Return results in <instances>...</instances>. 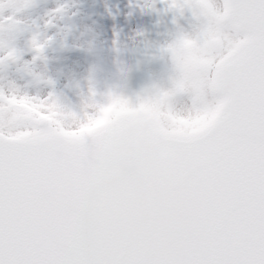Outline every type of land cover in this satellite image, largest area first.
<instances>
[{
	"label": "snow or ice",
	"instance_id": "snow-or-ice-1",
	"mask_svg": "<svg viewBox=\"0 0 264 264\" xmlns=\"http://www.w3.org/2000/svg\"><path fill=\"white\" fill-rule=\"evenodd\" d=\"M32 3L0 0V21L14 32L17 15ZM171 6L193 10L200 25L173 53L176 87L191 92L176 140L200 178L194 231L174 251L129 254L113 264H264V0ZM62 170L52 148L0 136V264H101L75 244L77 203L56 198Z\"/></svg>",
	"mask_w": 264,
	"mask_h": 264
},
{
	"label": "clouds",
	"instance_id": "clouds-1",
	"mask_svg": "<svg viewBox=\"0 0 264 264\" xmlns=\"http://www.w3.org/2000/svg\"><path fill=\"white\" fill-rule=\"evenodd\" d=\"M172 2L173 0H168V10L173 9ZM72 7L74 5L58 3L47 11L41 17V32L54 21L75 16L77 13L71 11ZM138 7L143 9L152 5L141 4ZM7 11L5 6V12ZM190 11L195 18L194 11ZM9 27L6 21H0V64L5 67L17 59L15 38ZM31 27L27 25L22 31ZM55 35L59 36V32ZM52 39V36L45 38L39 33L32 34L24 41V47L29 52H35V60L42 57L45 47ZM63 39L61 36V44ZM177 41L171 47L172 56L177 50ZM189 71L197 69L192 66ZM178 77L166 90L145 88L125 97L109 91L85 92L79 94L75 104L65 102L51 93L29 95L17 85H9L7 81L0 88V96L5 100L14 94L33 102L43 101L51 108L52 120L58 121L65 131H76L99 123V127L79 138L80 145L88 155L102 158L93 177L97 191L88 194L82 206L77 205L75 214V244L85 257L96 259L101 264H113L116 259L129 254L145 255L161 251L154 233L139 229L135 222L138 201L140 207L146 210L150 200L145 176L137 162L148 150L158 153L174 147L175 153H183L176 138L169 134L173 129L172 122L167 119L155 120L149 112L162 97L164 103L172 106L173 115L190 110L191 92L187 85L182 91L177 89ZM180 97L184 99H179ZM113 145H118V151L105 156ZM182 243L179 239L170 241L169 252L179 248Z\"/></svg>",
	"mask_w": 264,
	"mask_h": 264
},
{
	"label": "rangeland",
	"instance_id": "rangeland-1",
	"mask_svg": "<svg viewBox=\"0 0 264 264\" xmlns=\"http://www.w3.org/2000/svg\"><path fill=\"white\" fill-rule=\"evenodd\" d=\"M167 2L168 0H48L43 9L29 15L18 14L16 19L19 23L12 36L15 38L14 42L17 53L20 54V60L6 71L0 69V88L7 81L9 85L15 84L29 95L51 93L65 102L75 104L79 94L85 92L109 91L116 95L117 85L120 84L118 78L123 81L118 96H129L130 94L123 86L128 74L145 72L150 77L151 88L168 89L172 81L179 76L171 49H168L181 37H194L200 25L199 21L194 23L192 18L183 19L176 9L168 10ZM58 3L74 5L71 11L77 13L74 17L79 30L70 40L65 41L72 46L71 55L62 61L53 58L45 60L40 57L33 60L34 55L25 49L24 41L29 35L37 34L35 29L45 38L52 36L53 39L50 42L61 43L60 37L63 36V29L60 21H54L50 30L41 32L43 25L41 17ZM141 4H151L152 7L142 9L138 7ZM129 6L136 7L138 17L128 12ZM158 13L175 14L170 22L172 24L164 26L165 22L156 17ZM9 14L10 10L4 13L5 16ZM115 16L121 22L130 17L143 19L137 22V26L139 31L144 32L143 38L146 37L147 41L151 38V43L148 45L145 43L141 49L142 54L138 53L139 45L130 46V53L127 55L125 50L128 46L126 45L120 46L119 50L115 51L116 45L110 37L109 39L104 38L102 42L99 39L92 42L85 39L88 34L84 29H93L90 27V20H103ZM148 18L155 19L156 22ZM27 25L32 27L27 31H22ZM57 32L59 36L55 35ZM76 40H79L78 43ZM166 50L168 53L163 55ZM29 61L32 62L28 63ZM128 62L132 68L127 65ZM191 62L196 63L195 59ZM212 62L213 58L209 57L208 70ZM125 63L129 69L125 68ZM149 112L156 120H170L173 124L172 133H179L185 127L190 115V111H182L173 115L172 106L164 103L163 97L159 103L149 109ZM52 114L50 106L43 101L33 102L14 94L10 95L7 100L0 96V133L10 138L36 136L39 132L35 128V121L44 118L49 122V119L52 120ZM55 123L61 128L57 130L62 134L74 138L81 137L99 127V123H96L81 127L76 131H65L58 121Z\"/></svg>",
	"mask_w": 264,
	"mask_h": 264
},
{
	"label": "water",
	"instance_id": "water-1",
	"mask_svg": "<svg viewBox=\"0 0 264 264\" xmlns=\"http://www.w3.org/2000/svg\"><path fill=\"white\" fill-rule=\"evenodd\" d=\"M44 2L45 0H33L32 6L24 12H33ZM63 21L69 25L68 30L71 31L74 27L73 18H65ZM59 49L57 45H51L45 47L43 53L56 52ZM60 50L66 52L65 49ZM135 80L136 78L132 81ZM36 127L41 134L35 138L11 139L2 134L0 136L9 143L33 141L52 148L63 162L56 198L66 202L75 201L77 205L82 206L85 197L97 191L93 177L102 158L88 155L80 145L79 139L59 134L44 120H39ZM170 135L178 137L177 134ZM117 151L118 145H113L106 151L105 156L115 154ZM137 163L145 176L150 200L146 210L140 207L138 201L135 222L139 229L152 231L161 251L167 253L170 241L179 239L184 243L194 231L191 222L192 194L200 178L184 153L172 154L166 151L157 153L148 150ZM174 250L175 248L172 249Z\"/></svg>",
	"mask_w": 264,
	"mask_h": 264
},
{
	"label": "flooded vegetation",
	"instance_id": "flooded-vegetation-1",
	"mask_svg": "<svg viewBox=\"0 0 264 264\" xmlns=\"http://www.w3.org/2000/svg\"><path fill=\"white\" fill-rule=\"evenodd\" d=\"M130 7V6H129ZM129 7L127 8L128 12L133 15L134 17H138V11L136 9V13H133ZM139 20H143V19H134L132 17H130L128 20L125 19L122 22L115 17H110L107 19H103L100 20L99 19V24H90V27L93 28L91 30L88 29H84L85 32L88 34L86 35L85 39H87V41L92 42V41H98L101 40L100 42L104 41V38L106 39H110L112 40V42L115 43V51H117V49L119 50V47L122 45H126L128 46V48L125 50L126 55L130 53L129 49L130 46H136L139 45L140 46V50H138V53L142 54V47L145 45H148L151 43V38L149 41H147L146 37H142L143 35V31H139L138 26H137V22ZM148 20H151L150 18H148ZM152 21V20H151ZM91 31V32H90ZM91 33V34H89ZM100 34V35H98ZM75 35V34H74ZM94 38V39H91ZM82 39V37L80 38ZM137 40V41H136ZM79 40H76V42L78 43ZM143 41V42H142ZM136 42V43H135ZM135 43V45H134ZM137 53V54H138ZM129 67H131L130 63L128 62L127 64ZM125 63V67L127 66ZM128 68V67H126ZM132 68V67H131ZM129 69V68H128ZM134 73H138V72H134ZM139 73H143L146 74L145 72H139ZM133 74V73H132ZM130 74V75H132ZM130 75L128 74L127 76V80L130 77ZM149 76V75H148ZM120 79V84L117 85V89H116V93L121 89L122 86V80ZM124 79V78H123ZM127 81L125 82V84H123V86L125 87L126 91L132 95L133 93L129 90L128 85L126 84Z\"/></svg>",
	"mask_w": 264,
	"mask_h": 264
}]
</instances>
